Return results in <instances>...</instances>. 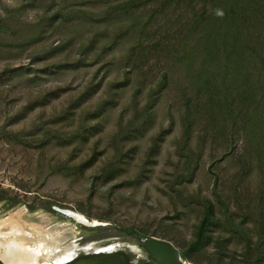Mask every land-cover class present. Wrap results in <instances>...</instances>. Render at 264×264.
Returning a JSON list of instances; mask_svg holds the SVG:
<instances>
[{
    "label": "trees",
    "instance_id": "16d2710c",
    "mask_svg": "<svg viewBox=\"0 0 264 264\" xmlns=\"http://www.w3.org/2000/svg\"><path fill=\"white\" fill-rule=\"evenodd\" d=\"M19 1V7L32 4L40 12L30 22L20 20L12 12L0 16V56L10 59L33 49L26 65H4L0 79L9 81L31 73L27 79L33 80L39 73L54 75L100 64L83 88L70 95L69 105L62 110L65 114L57 120L72 119L77 108L104 85L105 97L92 108L80 110L79 115L86 112V117L78 120L68 136L69 141L87 139L97 130L96 125L86 124L88 120L100 118L119 98L131 92L129 105L133 113L118 122L111 141L112 154L101 170L111 178L123 162V142L148 129L159 99L170 88H176L181 132L176 140L172 185L190 182L206 149L222 147V157L236 154L237 181L253 179L256 190L254 197L249 192L245 194L244 203L234 196L235 211H230L232 205L222 191H214L215 201L205 195H193L200 219L194 239L180 255L195 263L206 260L208 264H232L224 253L227 243L225 246L220 243L218 236L213 243L215 251L201 257V250L209 244L214 229H229L232 237L243 241L241 264H261L264 260V0ZM217 10H223V18L216 15ZM54 34L59 36L55 47L43 48L42 53L34 47ZM120 45L125 49L115 57L112 52ZM67 46L70 48L64 51ZM37 62L41 65L33 66ZM113 66L117 68V76L104 82ZM102 69L103 75L96 80ZM59 91L57 87L29 95L23 112L48 103ZM169 118L168 126L152 135L137 180L146 176L161 139L171 131L173 117ZM37 129L40 132L37 140L45 146L53 135L44 122L28 134L9 129L2 132L22 140L25 135L37 136ZM95 160L93 153L82 164L90 166ZM3 194L5 190L0 187V200L5 198ZM217 210L223 220L216 215ZM237 215L238 221L234 218ZM247 222L252 223V228L246 226ZM128 233L139 239L146 237L145 233L130 229Z\"/></svg>",
    "mask_w": 264,
    "mask_h": 264
},
{
    "label": "rangeland",
    "instance_id": "374dc122",
    "mask_svg": "<svg viewBox=\"0 0 264 264\" xmlns=\"http://www.w3.org/2000/svg\"><path fill=\"white\" fill-rule=\"evenodd\" d=\"M19 4V0H0V16L12 12L20 20L30 22L40 12L32 4L26 8L19 7ZM58 39L59 36L54 34L34 47H38L40 52L43 48L50 50L58 45ZM69 48L67 46L64 51ZM32 49L10 59L4 60L0 56V70L6 64L10 67L26 65ZM124 49L125 46L120 45L112 53L118 57ZM111 56L108 55L109 58ZM40 65L37 62L33 66ZM99 65L82 66L54 75L39 73L33 80L27 79L33 75L31 73L9 81L0 79V187L5 190V198L0 200V223L11 213L21 212L20 220L27 223L25 225L32 234H35L33 227L36 225L56 234L54 246L43 244L38 264H50L56 255L66 252L75 256L79 251L78 259L92 256L93 251L98 250L117 251L129 262L150 260V255L141 247L142 239L129 234V229L145 233V238L154 236L168 240L181 252L194 239L200 219L199 206L193 195H205L215 201L214 191H222L232 205L230 211H235L234 196L244 203L246 193L249 192L252 197L256 194L253 179L237 181L236 154L222 157V147L212 151L206 149L190 182L172 185L173 167L177 160L176 140L181 132L176 88H170L159 99L148 129L123 142L125 156L112 178L103 175L102 167L113 151L111 141L117 124L133 113L129 105L131 92L119 98L100 118L88 120L86 124L96 125L97 130L87 139L69 141L68 136L78 120L86 117V112L79 115L80 110L92 108L105 97L104 85L77 108L72 119L57 120L69 105L70 95H76L83 88ZM103 69L97 73L96 80L103 75ZM117 73V68L113 66L104 82L114 79ZM57 87L60 88L57 97L23 112L30 100L29 95ZM169 115L173 117L172 129L161 139L155 161L149 166L150 170L145 171L146 176L137 180L151 137L160 128L168 126ZM43 122L52 129L53 135L45 146L37 140L39 128L37 136L25 135L22 140H15L2 132L9 129L28 134ZM93 153L95 162L83 166L82 163ZM55 209L79 213L98 224L88 226L77 223ZM216 215L222 219L219 210ZM234 218L239 220L238 215ZM246 226L252 228V223L247 222ZM231 234L229 229H214L209 244L201 250V257L204 253L215 251L213 243L218 236L220 243L224 246L227 243L224 249L226 258L232 264H241L239 254L243 241ZM184 260L192 264H208L206 260L199 263Z\"/></svg>",
    "mask_w": 264,
    "mask_h": 264
},
{
    "label": "bare ground",
    "instance_id": "6f19581e",
    "mask_svg": "<svg viewBox=\"0 0 264 264\" xmlns=\"http://www.w3.org/2000/svg\"><path fill=\"white\" fill-rule=\"evenodd\" d=\"M20 214L21 212L11 213L7 219H3V222L0 223V257L6 264H38L43 244L47 245L48 243L49 247L54 246L56 234L38 225L33 227L35 234H32L27 228L28 225H25L27 223L20 220ZM65 214L77 223L87 224L88 222L79 213L66 210ZM78 253L79 251L75 255ZM71 254V252H66L56 255L50 264H62L74 257Z\"/></svg>",
    "mask_w": 264,
    "mask_h": 264
},
{
    "label": "water",
    "instance_id": "95a60500",
    "mask_svg": "<svg viewBox=\"0 0 264 264\" xmlns=\"http://www.w3.org/2000/svg\"><path fill=\"white\" fill-rule=\"evenodd\" d=\"M55 210L66 215V210ZM87 221L85 225L88 226L98 224L95 220ZM141 247L150 255L151 261L129 262L123 254L117 253V251L111 253L98 250L93 251L94 255L84 258L77 259V254L62 264H192L184 260L178 249L168 240L150 236L141 240ZM0 264H6L1 257Z\"/></svg>",
    "mask_w": 264,
    "mask_h": 264
},
{
    "label": "clouds",
    "instance_id": "9594fccd",
    "mask_svg": "<svg viewBox=\"0 0 264 264\" xmlns=\"http://www.w3.org/2000/svg\"><path fill=\"white\" fill-rule=\"evenodd\" d=\"M216 15L220 18H223L224 12L223 10H217Z\"/></svg>",
    "mask_w": 264,
    "mask_h": 264
},
{
    "label": "flooded vegetation",
    "instance_id": "af4514ba",
    "mask_svg": "<svg viewBox=\"0 0 264 264\" xmlns=\"http://www.w3.org/2000/svg\"><path fill=\"white\" fill-rule=\"evenodd\" d=\"M146 261H151V259L150 260H146Z\"/></svg>",
    "mask_w": 264,
    "mask_h": 264
}]
</instances>
